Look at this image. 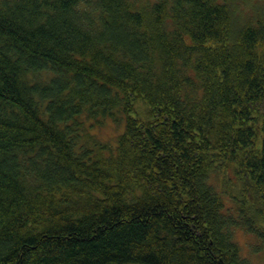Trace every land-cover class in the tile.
I'll return each mask as SVG.
<instances>
[{
  "label": "trees",
  "instance_id": "16d2710c",
  "mask_svg": "<svg viewBox=\"0 0 264 264\" xmlns=\"http://www.w3.org/2000/svg\"><path fill=\"white\" fill-rule=\"evenodd\" d=\"M244 1L0 0V264H253L234 230L264 249V0Z\"/></svg>",
  "mask_w": 264,
  "mask_h": 264
},
{
  "label": "rangeland",
  "instance_id": "374dc122",
  "mask_svg": "<svg viewBox=\"0 0 264 264\" xmlns=\"http://www.w3.org/2000/svg\"><path fill=\"white\" fill-rule=\"evenodd\" d=\"M254 2L253 0H245L244 3H240V9L244 13H250L254 9ZM121 128L122 125L113 123L112 120L108 119L98 125H93L90 130L98 139L112 141ZM234 237L243 256H247L253 264H264V249L260 248L257 244L259 243L257 237L248 234L242 228H236L234 230Z\"/></svg>",
  "mask_w": 264,
  "mask_h": 264
}]
</instances>
